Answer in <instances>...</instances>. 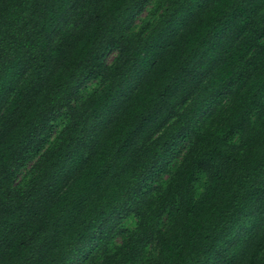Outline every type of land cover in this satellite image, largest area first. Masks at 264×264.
<instances>
[{
  "label": "trees",
  "instance_id": "trees-1",
  "mask_svg": "<svg viewBox=\"0 0 264 264\" xmlns=\"http://www.w3.org/2000/svg\"><path fill=\"white\" fill-rule=\"evenodd\" d=\"M132 5L0 0V264H264V0Z\"/></svg>",
  "mask_w": 264,
  "mask_h": 264
},
{
  "label": "rangeland",
  "instance_id": "rangeland-1",
  "mask_svg": "<svg viewBox=\"0 0 264 264\" xmlns=\"http://www.w3.org/2000/svg\"><path fill=\"white\" fill-rule=\"evenodd\" d=\"M159 0H150L148 4L145 5L143 11L137 16V20L139 21L138 23L135 24L136 27H138L141 22H143L144 20H147L149 19V15L151 14V11L154 9V7L156 6V4L158 3ZM110 53H115L116 54V51L115 50H111L110 52H108L105 56V60L110 62L113 58V56L109 55ZM96 83H98V78H95V79H92V80H89L88 82H86L84 84V86L81 87V91L82 93H87L93 86L96 85ZM254 116V115H253ZM65 117H66V114H63L56 122H55V126L53 128V131H52V137L58 132V130L60 129V127L62 126V124L64 123V120H65ZM52 137L47 140V143H49L51 140H52ZM234 141H237V136H235L233 138ZM185 144H186V141H183L181 144L178 145L177 147V151L175 153V155L169 160L168 162V165L167 167L168 168H172L181 158L182 156V153L184 151V148H185ZM47 144L45 143L44 146H46ZM44 146L42 148H44ZM32 160H30L29 162H27L20 170L19 172L15 175L14 177V183L15 182H19L23 179V181H25L27 178H26V171L28 170V168L30 167V165L32 164ZM166 173L165 172H162V178L165 179L166 178ZM26 178V179H24ZM200 183L198 185V190L201 189V186L204 182V178H200ZM164 222V221H163ZM135 223V220L133 218H126L124 221H123V226L125 227H133ZM120 237L116 236L114 238V241L116 243H119L120 242Z\"/></svg>",
  "mask_w": 264,
  "mask_h": 264
},
{
  "label": "clouds",
  "instance_id": "clouds-1",
  "mask_svg": "<svg viewBox=\"0 0 264 264\" xmlns=\"http://www.w3.org/2000/svg\"><path fill=\"white\" fill-rule=\"evenodd\" d=\"M148 3L149 0H145L144 3H138L137 0H133V5H132L133 10L130 12L129 17L125 21H122V23L126 24L128 29H131L136 23L139 22L136 18L140 14L143 5ZM109 55L114 56L115 53H110ZM260 223H264V217H261V220L256 223V226L258 227ZM245 230L246 229L243 226L239 227L236 233L237 237L243 235ZM226 243H231V242L226 241Z\"/></svg>",
  "mask_w": 264,
  "mask_h": 264
},
{
  "label": "snow or ice",
  "instance_id": "snow-or-ice-1",
  "mask_svg": "<svg viewBox=\"0 0 264 264\" xmlns=\"http://www.w3.org/2000/svg\"><path fill=\"white\" fill-rule=\"evenodd\" d=\"M138 3H144L145 0H137Z\"/></svg>",
  "mask_w": 264,
  "mask_h": 264
}]
</instances>
